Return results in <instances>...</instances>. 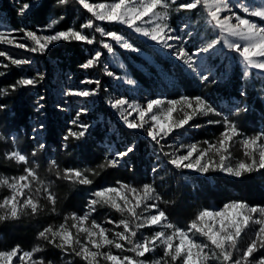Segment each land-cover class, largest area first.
<instances>
[{"label": "snow or ice", "instance_id": "1", "mask_svg": "<svg viewBox=\"0 0 264 264\" xmlns=\"http://www.w3.org/2000/svg\"><path fill=\"white\" fill-rule=\"evenodd\" d=\"M56 3L65 7L78 4L91 15L79 25L78 29L69 27L66 30H56L42 35H37L35 31L26 28L10 30L22 32L23 36L19 39L31 41L30 45L17 42V38L10 33L6 35L5 31H0V45H11L15 49L43 55L55 43L76 41L86 45L100 43L108 53H113L111 43L104 42L103 39L98 40L95 35L86 34L84 30L87 29L98 33L101 38H110L125 50L139 51L128 43L122 34H118L115 30H106L94 23L95 20L126 26L154 45L167 49L177 61L181 62L185 70L195 73L202 84L216 82L215 77L208 74L210 69L204 68V58L210 57L218 46L227 49L243 62L244 78L249 76L250 69L264 76V23H261L264 22V0H182L179 3L177 0H111L107 3H93L90 0H56ZM198 6L206 11L207 16L204 19L215 33V38L209 39L197 48L189 49L184 38L192 36L190 25L185 22L182 25L172 26L168 23L169 12L174 9L176 13H193ZM33 7L31 2H25L18 14L25 16ZM237 10L244 15L238 14ZM62 19L63 17L52 19L45 26V31L53 29ZM173 41L177 43H171ZM102 55L101 51H95L80 65L81 68L88 70L101 65ZM0 57L10 60L11 65L15 66L29 65L33 62L30 57L13 58L6 50H0ZM0 67L8 68L9 65L0 64ZM105 71L109 77L114 75L111 71L106 69ZM2 75L4 73L0 72V76ZM43 79L44 74L37 72L32 78L19 79L10 88L15 92L17 85L35 87L38 81ZM80 83L95 84L96 88L69 90L65 95L90 98L99 94L100 80L87 79ZM124 83L135 85L136 82L126 79ZM8 94L7 90H0V95ZM241 95L246 93L242 91ZM43 99L44 97L41 96L36 102L37 113L44 107L40 103ZM108 103L110 108L119 114L127 129L144 133L153 143L154 150L158 147L159 151L168 157L167 163L176 169H187L200 174L220 172L236 178L264 170V131L247 136L241 131L238 123L227 116L220 120L207 121V124L220 125L223 129L215 143L208 140L202 142L207 147H200L197 142L177 144L176 137L173 138L172 143H169L168 138L177 130L186 126L200 128V124H190L195 117L209 114L222 115L211 102L200 95L194 97L185 95L167 101L160 98L148 99L143 105L123 97L110 100ZM177 106H181L180 111L183 114L174 119L173 113L177 112ZM5 107L0 103V111ZM233 111L246 112L247 108L236 106ZM85 114H87L86 108L77 111L71 121L77 130L67 131L63 136L64 143L61 147L68 149L70 139L79 141L86 137L90 125L81 120V116ZM43 128V124L33 128V132L37 133L33 137L35 141L33 148L24 151L17 146L4 154L8 160L22 166L23 174L11 178L0 176V186H6L10 190V194L0 198V222L19 220L25 215H38L41 210L39 198L45 199L51 205V211H56L57 197L49 184H45L40 179L36 168L33 167L41 153L46 150V144L39 139ZM3 140H6V136L0 134V141ZM234 142L242 146L244 158L232 163L230 148ZM166 148H172L173 151H164ZM180 149H184L183 154H177ZM135 150V145L128 144L122 151H117L108 158L107 165L118 167L120 161L130 157ZM49 170H55L57 180L72 181L74 184L85 186L93 183L87 174L90 171L88 169H60L58 162L52 160ZM151 172L152 182L140 186L117 181V186L90 190L89 198L80 210L81 214L74 211L64 216V222L58 226H44L39 230L37 239L59 249L65 258H79L78 264H148L144 258L148 253L155 252L158 247L163 249L162 256L153 259L151 264H209L210 260H216L218 264H264V206H252L243 201L227 202L223 205V210L199 211L190 224L180 227L171 222L166 211L160 207L161 203L168 201L161 200L154 186L159 166L154 165ZM98 204L108 205L121 213L123 218L115 223V228L122 226V231L107 228L92 218ZM89 223L90 226L86 227L85 225ZM105 223L114 224V221L108 219ZM250 225L259 227L252 233L247 245L240 248L238 238ZM151 226H158L159 230L144 236L143 239H136L139 230ZM73 229L75 232L72 231ZM197 234L203 239H197ZM113 248L118 250L116 254L113 253ZM103 249L107 250L103 251ZM42 251L43 248L38 245L30 251L23 250L19 246L10 250H0V264H52L51 261L36 256ZM120 252H131L134 256L121 255ZM257 253L260 255L257 256ZM66 264H72V260L66 259Z\"/></svg>", "mask_w": 264, "mask_h": 264}, {"label": "trees", "instance_id": "2", "mask_svg": "<svg viewBox=\"0 0 264 264\" xmlns=\"http://www.w3.org/2000/svg\"><path fill=\"white\" fill-rule=\"evenodd\" d=\"M31 1L33 0H0V6L4 10L8 22L16 28L26 26L29 29H34L35 26H45L54 18L63 17L55 25L57 30H66L69 27L78 29L79 25L84 23L91 15L78 4L65 7L57 4L56 0H39L37 7L25 16H20L18 14V2ZM204 17L206 15L202 18ZM92 19L94 20V18ZM94 23L102 25L99 21L94 20ZM102 27L106 30H115L118 34L126 37L134 46L152 55L161 68L174 78L175 82L173 89L161 84L160 82L163 79L157 76V69L152 63L139 55L130 54L114 44L115 50L120 52L128 69L143 87L152 88L156 86L162 89L163 93L174 99L179 98L181 95L189 97L200 95L209 102L213 99H215V102L224 101L226 103H234V100H247L253 107L252 109H247L246 112L237 113V123L246 134L259 132L260 124L258 119L260 115L264 116V76L252 71L256 87H251L243 77L244 71L241 61L233 53L227 52L223 61L225 65L230 63L229 75L221 83L208 87L207 91L212 96H207V92L202 89L199 79L189 75L178 64L171 63L165 59L153 45L127 29L126 26L104 23ZM84 31L86 34L95 35L98 40H106L92 30L86 29ZM96 50H101L103 53L101 65L88 69L87 73L80 65L86 62ZM37 57L38 63L43 66L42 69L46 70L44 79L40 81L41 89L55 86L57 71L61 72L63 81L69 79L71 74H73L75 82L79 81L83 78V72L87 73L86 75L90 76V79L101 81L100 91L97 95L98 101L89 107L87 114L81 116L82 122L87 120L90 125L85 138L78 142L70 139L68 142L70 146L65 149L61 147L59 141V135L61 131H64V125L58 120V113L53 112L55 115L51 116L48 121V140L55 144L54 160L58 162L61 169L78 168L90 170L87 174L93 183L87 186L79 185L67 180H57L56 176H54L51 190L57 197L56 211H51V206L44 203L40 205L41 210L36 216L25 215L21 216L19 220L0 222V250H9L15 246H19L26 251L31 250L38 242L37 235L39 230H42L44 226L57 225L66 214L74 211L79 212L85 206L90 190L113 186L116 185L117 181L126 182L132 186H140L143 183L152 182L153 174L150 171V165L155 157L159 158L163 167L156 174L154 186L159 192L161 200L168 201V203H161L160 205L166 211L171 222L178 226L191 223L201 207L223 206L226 202L234 199L247 202L252 206L264 204V170L245 174L238 179L216 172L206 173L204 177L188 173L185 169H176L169 165L167 163L168 157L164 156L158 147H155L154 150L153 143L142 132L127 129L126 126L120 123L110 108L107 99L112 96V93L118 92V89L116 90L111 82L112 78L106 74L105 69L118 75L121 74V71L113 67L110 62V54L106 49H103L102 44L86 45L76 41H60L49 48L45 54H38ZM133 60L141 63L146 70L136 67ZM33 71L34 68L32 69ZM158 78L160 79L158 80ZM7 80L4 79L5 84H8ZM93 87H96V85L93 84ZM242 91L246 95L242 96ZM153 94H156V91ZM17 98L18 96H12L4 104L7 108L9 107L13 110L12 112H15L20 119L15 118L12 123L8 114H0V127L3 130L10 127V121V128H14L13 130L18 129L20 131V125L25 124L23 122L25 116L22 112L27 106L19 103ZM100 116H102L101 120ZM16 120L20 124H17ZM112 126H115V129L110 133ZM262 129L264 131V123ZM26 140L25 138L24 144H27L28 141ZM112 143L115 145L114 153L122 151L128 144L135 145L136 149L133 154H130V157H125L119 166L115 168L109 167L105 158L109 155L108 146ZM164 151L170 152V149L166 148ZM38 159L41 164H44L46 162L45 153L42 152ZM7 169L13 170V167L7 165L3 159H0V170ZM61 254L59 249H46L44 251V259L45 261L50 259L58 260ZM74 262L78 264L79 258Z\"/></svg>", "mask_w": 264, "mask_h": 264}, {"label": "rangeland", "instance_id": "3", "mask_svg": "<svg viewBox=\"0 0 264 264\" xmlns=\"http://www.w3.org/2000/svg\"><path fill=\"white\" fill-rule=\"evenodd\" d=\"M101 2L107 3V2H111V1H101ZM177 2L178 3L182 2V0H177ZM23 3H25V2H18V5H19L18 11H19V9ZM31 3L34 5V7L31 9V10H33L39 4V0H33V1H31ZM93 3H98V2H93ZM238 14L244 15L243 13H239V11H238ZM204 15L207 16V13L200 6H198V9L195 10L193 13H176L174 9H171L169 12L168 23H170L172 26L175 27L177 25H182L185 22H187L190 25V27L192 29V36L191 37L186 36L184 38L186 41V47L189 49L197 48L200 46V44L206 43L209 39L215 38V33L212 32V30L208 27L205 19L202 18ZM178 17H184V19H178ZM252 19H256V18H252ZM99 22L102 25L104 23H106V22H101V21H99ZM261 23H264V22H261ZM45 26H35L34 29H29L26 26H20L18 28H26L28 30L35 31L37 33V35L50 34V32L57 30L54 26L53 29L45 31ZM14 29H17V28L14 27L10 22H8L7 18L5 17L4 10L0 6V31H5L6 35H9V33H10L11 36H14L17 38V42H21V43H25V44H29V45L31 44V41L19 39V37L23 36L22 32L10 31V30H14ZM181 34H183V33H181ZM137 35H139V34H137ZM139 36L141 38H143L146 42L153 45L158 50V53L161 54L165 59H167L171 63L178 64L180 67H182L181 62L177 61L175 59V57L173 55H171L167 49H162V48H160L159 45H154L152 42L148 41L146 38L142 37L141 35H139ZM124 38L127 40L128 43H131L126 37H124ZM105 39L106 40L104 42L111 43L112 45L116 44L119 48H121L119 46V44H117L115 41L110 40V38H105ZM58 43H55L54 45H56ZM171 43L176 44L177 42L173 41ZM54 45H51L49 48H51ZM134 47H136V46H134ZM136 48H138V47H136ZM113 49H114L113 53H109L110 54V62L113 65V67L120 69L121 74L118 75L117 73L113 72L114 75L111 77L112 78L111 82L114 84L116 90L118 89V92L112 93V96H109L107 98L108 102L110 100H114L116 98L123 97V98H128L130 101H132L134 103H140L143 105V104H145V102L148 99L160 98V99H163L165 101H167L169 99H174V98H171L170 96H168V94L163 93L162 89H159L156 86H153L152 88L143 87L136 80V78L133 76L130 69H128V66H127L126 62L124 61L120 52L116 51L114 46H113ZM121 49L130 53V54L139 55V56L143 57L144 59H146L148 62L152 63L157 69V73H158L157 76L161 77L163 79L162 82H160V83L165 85L166 87L168 86L169 88H172V89L175 87L174 78L171 77L169 74H167L161 68L160 64H158L156 62V60L154 59V57L152 55H149L148 53L144 52L140 48H138L139 49L138 52H131V51L125 50L123 48H121ZM0 50H6L13 58H29L30 57L31 60L33 61L29 65L15 66V65H11L10 60L5 59L4 57H0V64H8L9 65L8 68L0 67V72L4 73V75L0 76V90H7L9 92V94L7 96L0 95V103H2V104L7 103L10 100V97L18 96V98H17L18 102L21 104H25L27 106V108L24 109V111L22 112V114H24V116H25V118L23 120V122L25 124L20 125L21 126V128H19V130L21 129L20 131H18V129L13 130L14 128L13 129L10 128L11 127V121L13 123L15 121L14 119L18 118L17 114L15 112H12L13 110H11L9 107L7 108V106L5 104H4L6 106L5 109L3 111H0V114H4V113L8 114V117L11 120L9 122L10 127L6 128V130H3L0 127V134H4L6 136V140L0 141V159H3L7 165H11L13 167V170H8V169L7 170H0V176H2L4 178H11V177L23 174L21 171L22 166L18 165L15 161L8 160L4 154L6 152L10 151L11 148H16L17 146H19L24 151H28L31 148H33L35 146V141H34L33 137L37 135V133L33 132V128L37 127L39 124H43L44 128L40 131L39 139L46 144V150L43 152V153H45L46 162L44 164H41L39 162V159H38L37 162L33 165V167L36 168L38 176L40 177V179H42L45 182V184H49V186L51 188V185L54 182L53 177L55 176V170L50 171L49 165H50V162L52 160H54L53 155L55 152V144L48 140V133H49L48 121L51 119V116L53 117V115H55V114H53V112L58 113L57 114V117L59 118L58 120H60L64 125V131H61V133L59 135V141L62 145L64 143L63 136L67 133V131L69 129L76 130L71 123V121L75 118V115H76L75 111L77 113V111L79 109H84V108H86L88 110L89 107H91V105L93 103H96L98 101L97 96H93L90 98H78V97H68L65 95V93L69 90H74V89H89V88L95 89L96 87H93V84L88 85V84H81L80 83L82 80L90 79V76L86 75L88 73L87 70H85L87 73L83 72V78L79 81H76V82L74 80L75 78H74L73 74L69 75V79L63 81L62 77H61V72L57 71L56 75H55L56 76L55 77V86H53V87L51 86L48 89H45V88L41 89L40 88L41 83H40V81H38V83L35 87L17 85V91L12 92L10 86L13 84H16V82L19 79L32 78L35 76V74L37 72H42L43 74H45L46 70L42 69L43 66H40V63H38V61H39L38 57H37L38 54L29 53V52L25 51L24 49H15L11 45H0ZM96 51H101V50H96ZM227 52H228L227 49H221L218 46L217 49L212 53V55L210 57L204 58V68L210 69V72L208 74L210 76H214L216 79L215 83H207L209 86L207 84H202L200 82L202 89H204L207 92V96H210V95L212 96V94L209 91H207L208 87L214 86L217 83H221L222 81H224V79L230 73V63L225 65L224 64L225 62H223L225 60V55ZM133 63L136 67L143 68L141 63L135 62L134 60H133ZM241 65L243 67L242 61H241ZM106 67H108V65H106ZM33 68H34V71L32 72ZM182 68L184 69V67H182ZM143 69L146 70L145 68H143ZM243 71H244V67H243ZM252 71H256V70L250 69L249 70V73H250L249 76L247 78H244V79H246L247 83L251 87L255 88L256 87V84L254 83L255 78L252 75ZM185 72H187L189 75L199 79V77L196 76L195 73H192L190 70H185ZM117 77H120V79H117ZM4 79H8L7 80L8 84L4 83ZM126 79L134 80L136 82L135 85H128V84L124 83V80H126ZM159 79L160 78H158V80ZM90 80H93V79H90ZM154 91H156V94H153ZM41 96H43L44 99L42 101H40V103H42L44 105V107L40 110L39 113H37L35 110L36 102H37V100H39V97H41ZM181 96H185V95H181ZM179 98H177V99H179ZM210 102L217 109V111H219L222 115L216 116L213 114H209L208 116H197V117H195L190 122V124H200L201 127L200 128H191V127L186 126L184 129L177 130V131L173 132L172 136H170L168 138L169 143H172L173 138L176 137V138H178L176 140L177 144H187V143H191V142H197L198 146L207 147V145H204L202 142L205 140H208L212 143H215L216 138L219 136L220 132L223 130L220 125H209V124H207L208 120H210V119L211 120H220L223 117L227 116L229 119H232L235 122H237V120H236L237 113H235L233 111L234 107L240 106V107H246L247 109H252V107H253V105H251V103H248L247 100H240V101L234 100V103H226L224 101L215 102V99H213ZM180 108H181V106H177V112L173 113L174 119L183 114L180 111ZM112 111H113L116 119L120 123L123 124L122 120L119 117V114L113 109H112ZM259 115H260V113H259ZM54 117H56V116H54ZM19 119H20V117L18 118V120ZM101 119H102V116H100V120ZM258 121L260 124L259 132H261L263 130L262 127H263V123H264V116L260 115ZM84 123L88 124L89 122L86 120V122H84ZM17 124H20L19 121H17ZM111 125H114V124H111ZM114 129H115V126H112L110 133H112ZM259 132H256V133H259ZM256 133H254V134H256ZM244 134H246V133H244ZM246 135L251 136V135H253V133H249ZM25 138L27 139L26 141H28L27 144L23 143ZM236 139H238V138H236ZM75 142H78V141L75 140ZM105 144H106V142H105ZM114 147H115V145L113 143L109 144V146H108L109 155L105 157L106 161L108 158H111L112 155L114 154ZM169 149H170V152L173 151L172 148H169ZM230 151H231V155H232V163H235L236 161L244 158L243 157V148L239 143L234 142L230 148ZM183 153H184V149H180L177 154H183ZM120 162H122V161H120ZM154 165H158L159 170H161L163 167L159 158H157V157H155L153 159V161L151 162L150 171ZM185 170L188 173H194V174H197V175L202 176V177H204L206 175V174H200V173H197V172H194L191 170H187V169H185ZM216 173H220V172H216ZM220 174L224 175V176H228L224 173H220ZM228 177L233 178V179H238L236 177H231V176H228ZM70 182H72V181H70ZM113 186H117V185H113ZM8 194H10V190L6 186H0V198L6 196ZM232 201H238L239 202L240 200L234 199V200H230L229 202H232ZM39 202H40V205L45 203L46 205L51 206L43 198H39ZM120 203H122V202H120ZM254 206H257V205H254ZM259 206H264V204L259 205ZM160 207H161V205H160ZM205 209H207V210H223V206H214L213 208L201 207L197 211L196 215L199 213V211L205 210ZM77 213L81 214L80 211ZM66 215H68V214H66ZM125 215H127V213H125ZM92 218L96 219V221L98 223H102L107 228L113 229L114 231H122V226L120 228H115V223L119 222V220H121L123 218L121 216V213L116 211V209L109 207L108 205L98 204L96 206V211L92 215ZM108 219L113 220L114 224L105 223V221ZM193 219H194V217H193ZM63 222H64V220L62 219V221L60 223H58L57 225H54V226H58L59 224H61ZM209 222L211 223V221H209ZM85 226L86 227L90 226V223L86 224ZM185 226L186 225L180 226V227H185ZM258 227H259L258 225H250V227L248 229H246L244 232H242L240 238H238V246L240 248H244L247 245V243L250 241V239L252 237V233L255 230H257ZM156 230H159L158 226L145 227L144 229H141L137 232L136 239H143L144 236H149L152 234V232H154ZM72 231L75 232V229H73ZM109 235L111 238V233ZM196 238L200 239V240L203 239L198 234H197ZM37 241L38 242L34 245V247L38 245V246L43 248V251L40 253H37L36 256L44 258V251L46 249L47 250L48 249L53 250V247L48 245L43 240H37ZM126 247H127V245H126ZM106 250L107 249H103V251H106ZM28 251H30V250H28ZM112 251L114 254H116L118 250L113 248ZM162 252H163L162 247H158L155 252L148 253L144 259H146L148 261V264H151L153 259H159V257L162 256ZM119 254L134 256V253H131V252H120ZM256 255L259 256L260 253H257ZM66 259L72 260V264H75L74 261L78 258H74V257H66L65 258L64 254L62 253L58 260H51L50 259L49 261H51L52 264H66ZM209 264H218V261L210 260Z\"/></svg>", "mask_w": 264, "mask_h": 264}]
</instances>
